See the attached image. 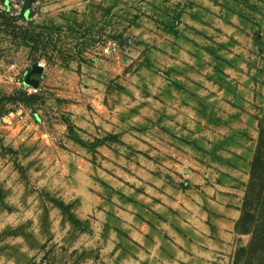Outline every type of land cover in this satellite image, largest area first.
Here are the masks:
<instances>
[{"label": "rangeland", "instance_id": "374dc122", "mask_svg": "<svg viewBox=\"0 0 264 264\" xmlns=\"http://www.w3.org/2000/svg\"><path fill=\"white\" fill-rule=\"evenodd\" d=\"M6 12L40 37L0 16V264H256L264 0Z\"/></svg>", "mask_w": 264, "mask_h": 264}, {"label": "trees", "instance_id": "16d2710c", "mask_svg": "<svg viewBox=\"0 0 264 264\" xmlns=\"http://www.w3.org/2000/svg\"><path fill=\"white\" fill-rule=\"evenodd\" d=\"M6 23V31L8 35L12 36L15 40L19 42H28V41H36L38 37H40V33L38 34L35 29H29L26 26L19 24V19H29L24 13L19 15L14 14L12 12H6L1 14ZM31 22V21H30ZM30 27V26H29ZM31 28V27H30ZM33 95H31L32 97ZM35 96V95H34ZM261 223L263 226L262 230V240L264 241V209L263 213L261 214ZM262 254L260 257L256 259V264H264V248L261 250Z\"/></svg>", "mask_w": 264, "mask_h": 264}, {"label": "water", "instance_id": "95a60500", "mask_svg": "<svg viewBox=\"0 0 264 264\" xmlns=\"http://www.w3.org/2000/svg\"><path fill=\"white\" fill-rule=\"evenodd\" d=\"M42 72H43V66L42 65H36L33 68L31 75L29 76L28 80L25 81V83L27 85H29L30 87L38 88V86L40 84V80L32 77V75H38V74H41Z\"/></svg>", "mask_w": 264, "mask_h": 264}]
</instances>
